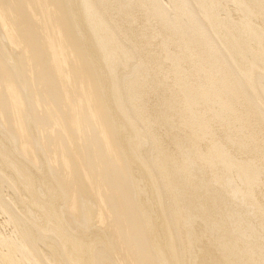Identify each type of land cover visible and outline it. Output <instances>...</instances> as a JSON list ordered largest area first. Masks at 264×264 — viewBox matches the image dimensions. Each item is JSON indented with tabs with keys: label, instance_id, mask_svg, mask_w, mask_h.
Returning <instances> with one entry per match:
<instances>
[{
	"label": "bare ground",
	"instance_id": "6f19581e",
	"mask_svg": "<svg viewBox=\"0 0 264 264\" xmlns=\"http://www.w3.org/2000/svg\"><path fill=\"white\" fill-rule=\"evenodd\" d=\"M0 264H264V0H0Z\"/></svg>",
	"mask_w": 264,
	"mask_h": 264
}]
</instances>
